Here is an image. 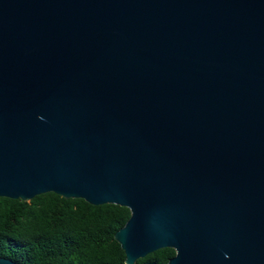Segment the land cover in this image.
<instances>
[{"label":"water","instance_id":"1","mask_svg":"<svg viewBox=\"0 0 264 264\" xmlns=\"http://www.w3.org/2000/svg\"><path fill=\"white\" fill-rule=\"evenodd\" d=\"M47 193L125 264H264V0H0V198Z\"/></svg>","mask_w":264,"mask_h":264},{"label":"trees","instance_id":"2","mask_svg":"<svg viewBox=\"0 0 264 264\" xmlns=\"http://www.w3.org/2000/svg\"><path fill=\"white\" fill-rule=\"evenodd\" d=\"M130 217L127 208L92 206L47 193L29 202L0 198V258L19 264H125L114 239ZM164 248L134 264H168Z\"/></svg>","mask_w":264,"mask_h":264}]
</instances>
